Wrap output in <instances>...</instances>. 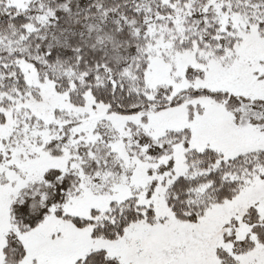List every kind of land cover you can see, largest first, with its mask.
<instances>
[{
	"label": "snow or ice",
	"instance_id": "6c2138e0",
	"mask_svg": "<svg viewBox=\"0 0 264 264\" xmlns=\"http://www.w3.org/2000/svg\"><path fill=\"white\" fill-rule=\"evenodd\" d=\"M0 264H264V0H0Z\"/></svg>",
	"mask_w": 264,
	"mask_h": 264
}]
</instances>
